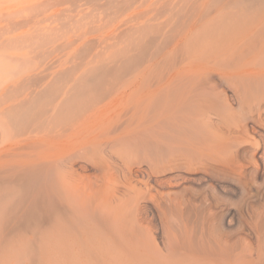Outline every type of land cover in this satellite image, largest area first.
I'll return each instance as SVG.
<instances>
[{
  "label": "rangeland",
  "instance_id": "obj_1",
  "mask_svg": "<svg viewBox=\"0 0 264 264\" xmlns=\"http://www.w3.org/2000/svg\"><path fill=\"white\" fill-rule=\"evenodd\" d=\"M197 36H238V45L246 43L238 61L254 58L264 42V0H0V264H78L65 261L59 245L64 147L92 157V141L102 142L137 166L131 143L150 110L141 104L142 86L166 81L184 53L180 40ZM216 57L214 68L227 69ZM74 104H94L96 112L76 127L69 122L65 138L63 116ZM85 170L71 182L80 194L96 198L122 180L118 172L105 181V172ZM241 198L232 195V206ZM176 216L168 211L162 221Z\"/></svg>",
  "mask_w": 264,
  "mask_h": 264
},
{
  "label": "bare ground",
  "instance_id": "obj_2",
  "mask_svg": "<svg viewBox=\"0 0 264 264\" xmlns=\"http://www.w3.org/2000/svg\"><path fill=\"white\" fill-rule=\"evenodd\" d=\"M197 37L180 40L184 53L166 81L142 86L141 104L154 111L145 110L139 118L142 129L131 143L130 150L139 154L137 166L115 158L102 142L92 141V157L64 147L59 245L65 261L264 264L263 38L255 57L240 63L235 55L246 43L238 45V36ZM147 38H141L144 58ZM213 55L223 56L227 69L214 68L220 59L212 60ZM91 106L75 107L71 116L64 113L65 138L69 122L76 127L82 116L95 114ZM91 167L105 172V181L121 173L123 186L108 183L96 198L86 189L80 194L81 188L73 186L78 168ZM232 195H241V206H232ZM168 211L177 216L162 221Z\"/></svg>",
  "mask_w": 264,
  "mask_h": 264
}]
</instances>
